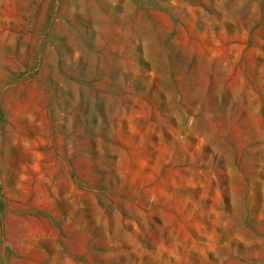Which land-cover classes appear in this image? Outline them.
I'll return each mask as SVG.
<instances>
[{"label":"rangeland","instance_id":"374dc122","mask_svg":"<svg viewBox=\"0 0 264 264\" xmlns=\"http://www.w3.org/2000/svg\"><path fill=\"white\" fill-rule=\"evenodd\" d=\"M0 264H264V0H0Z\"/></svg>","mask_w":264,"mask_h":264}]
</instances>
